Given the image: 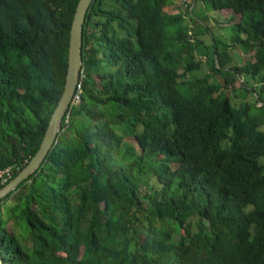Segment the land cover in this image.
I'll list each match as a JSON object with an SVG mask.
<instances>
[{
	"label": "trees",
	"instance_id": "1",
	"mask_svg": "<svg viewBox=\"0 0 264 264\" xmlns=\"http://www.w3.org/2000/svg\"><path fill=\"white\" fill-rule=\"evenodd\" d=\"M80 1L0 0V173L13 168L12 180L66 93ZM202 1L239 17L229 44L203 20L187 25L193 5L92 2L81 101L0 202V213L14 202L11 229L0 217L2 264H264V0ZM235 47L252 59L231 65ZM198 50L211 74L188 80ZM235 83L256 103L233 105Z\"/></svg>",
	"mask_w": 264,
	"mask_h": 264
},
{
	"label": "rangeland",
	"instance_id": "2",
	"mask_svg": "<svg viewBox=\"0 0 264 264\" xmlns=\"http://www.w3.org/2000/svg\"><path fill=\"white\" fill-rule=\"evenodd\" d=\"M176 3V2H175ZM178 6V5H177ZM193 12L191 11V16H188L187 18V25L189 24L191 26V29L194 30L198 27L199 21L203 20L205 24L208 26V29H212L211 32L213 36H215L219 41L223 43H230L232 39H234L237 36L238 27L237 24L239 23L238 18L235 19V16H231V14L223 12L216 11L211 4L205 3L202 0H196L193 4ZM179 11H175L173 15H178L179 12L182 14H185L187 11L183 8H180L178 6ZM228 16V17H227ZM194 33V31H193ZM245 35L241 34V38H244ZM201 40L206 43L205 45H211L212 40L208 36H202ZM204 54L199 53V50L197 52V56L200 57V60L202 61V65L199 71L194 72L188 77V80H193L199 77L204 76L205 74H211L210 73V66H208V60L209 57L203 56ZM232 59L231 65H241L243 61L251 60V55H243L241 52V49L239 47H235L233 49V52L230 54ZM211 81L215 83L216 85H222L223 79L220 76H212ZM253 87L257 86L254 83H252ZM227 95H229L232 98L233 105H240L241 102H249V103H256L255 99L258 100V97L254 95V92L252 90H249L247 93L245 92V89L241 87L240 83H235L234 85H231L227 89ZM76 96V95H75ZM75 99V97H74ZM74 101V100H73ZM75 103V101H74ZM79 104V103H75ZM259 107L263 106L264 104H257ZM254 115L259 116L261 119L264 120V111H260L258 109H255ZM264 130V127H263ZM128 144H130L133 147H136V143L134 138H130L127 140ZM264 163V159L261 161ZM176 169V166L173 167ZM23 195V193H22ZM20 198V196L17 197V200ZM14 205V202L12 200L5 202L2 205V212L0 213L2 224L4 223V228L6 229V225L9 229H11V222L7 221L8 217V210Z\"/></svg>",
	"mask_w": 264,
	"mask_h": 264
},
{
	"label": "water",
	"instance_id": "3",
	"mask_svg": "<svg viewBox=\"0 0 264 264\" xmlns=\"http://www.w3.org/2000/svg\"><path fill=\"white\" fill-rule=\"evenodd\" d=\"M94 0H81L74 18L71 29L70 51H69V76L66 93L57 108L51 121L49 130L45 135L41 148L30 164L2 190H0V202L16 191V189L31 175H33L44 163L48 154L58 142L61 125L70 110L77 92L78 84L82 81L84 72L83 34L87 15ZM2 253L0 250V264H2Z\"/></svg>",
	"mask_w": 264,
	"mask_h": 264
},
{
	"label": "built area",
	"instance_id": "4",
	"mask_svg": "<svg viewBox=\"0 0 264 264\" xmlns=\"http://www.w3.org/2000/svg\"><path fill=\"white\" fill-rule=\"evenodd\" d=\"M194 1L196 0H175L176 4L180 8H183L185 10L192 7V5L194 4ZM82 93H83V82L81 81L77 87V92H76V96L74 99L75 103H80ZM13 173H14L13 168H7L6 170L0 173V187H5L11 182Z\"/></svg>",
	"mask_w": 264,
	"mask_h": 264
},
{
	"label": "bare ground",
	"instance_id": "5",
	"mask_svg": "<svg viewBox=\"0 0 264 264\" xmlns=\"http://www.w3.org/2000/svg\"><path fill=\"white\" fill-rule=\"evenodd\" d=\"M23 223V222H22Z\"/></svg>",
	"mask_w": 264,
	"mask_h": 264
}]
</instances>
